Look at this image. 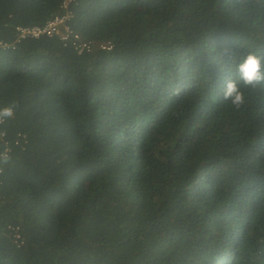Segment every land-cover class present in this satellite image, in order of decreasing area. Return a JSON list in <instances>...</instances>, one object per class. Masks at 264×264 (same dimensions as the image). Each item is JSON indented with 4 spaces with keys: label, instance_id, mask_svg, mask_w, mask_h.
<instances>
[{
    "label": "trees",
    "instance_id": "16d2710c",
    "mask_svg": "<svg viewBox=\"0 0 264 264\" xmlns=\"http://www.w3.org/2000/svg\"><path fill=\"white\" fill-rule=\"evenodd\" d=\"M65 1L0 0V264H264V84L222 98L264 13Z\"/></svg>",
    "mask_w": 264,
    "mask_h": 264
},
{
    "label": "clouds",
    "instance_id": "9594fccd",
    "mask_svg": "<svg viewBox=\"0 0 264 264\" xmlns=\"http://www.w3.org/2000/svg\"><path fill=\"white\" fill-rule=\"evenodd\" d=\"M247 5H250L252 10L257 13H264V0H244ZM222 55L232 59L230 49H225ZM235 79L225 81L222 87V98L228 101L235 109H241L245 104V95L241 90V85L244 88H254L264 84V55H257L255 52H249L239 58L234 67ZM18 104H12L0 108V124L14 118L15 109ZM6 135V131H0V136ZM10 157L7 149L0 152V163L7 164Z\"/></svg>",
    "mask_w": 264,
    "mask_h": 264
},
{
    "label": "built area",
    "instance_id": "2783aa9c",
    "mask_svg": "<svg viewBox=\"0 0 264 264\" xmlns=\"http://www.w3.org/2000/svg\"><path fill=\"white\" fill-rule=\"evenodd\" d=\"M72 0H66L64 3V7L67 8L68 4ZM69 15H62V16H57L53 20L49 21L44 27H33V28H24V27H19L18 28V33H19V39H26L28 37H33V38H39L42 35H47V36H54L56 34H59L62 30V28L66 25V21L68 20ZM71 31L66 28L65 33L63 35V40L67 41L68 38H70ZM76 39H79L77 35H75ZM7 45L0 43V47H6ZM103 49L106 50H111L112 46L111 45H103ZM78 50L80 53L84 51H90L91 47L88 44H82L78 46ZM22 238L20 235H17V243L21 241Z\"/></svg>",
    "mask_w": 264,
    "mask_h": 264
}]
</instances>
